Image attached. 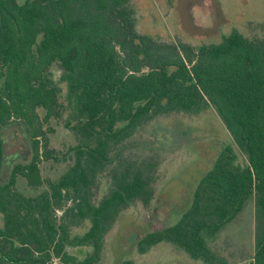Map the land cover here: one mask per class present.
<instances>
[{
    "label": "trees",
    "instance_id": "1",
    "mask_svg": "<svg viewBox=\"0 0 264 264\" xmlns=\"http://www.w3.org/2000/svg\"><path fill=\"white\" fill-rule=\"evenodd\" d=\"M132 2L0 0V264L99 263L118 215L136 199L148 201L150 192L144 173L124 170L95 203L98 172L155 117L211 106L234 145L220 151L180 218L142 241L172 242L206 264H227L216 258L209 241L254 197L251 264H264V37L250 38L234 28L219 43L199 49L159 41L138 31ZM55 63L67 83L66 102L52 78ZM52 118L62 119L76 139L73 162L56 180L44 178L41 170L43 161L60 158L50 145ZM13 122L23 126L32 156L15 163L2 182V129ZM19 176L33 189L47 187L27 195L18 188ZM83 221L89 226L72 236L71 226ZM79 246L92 251L80 256L70 250Z\"/></svg>",
    "mask_w": 264,
    "mask_h": 264
},
{
    "label": "rangeland",
    "instance_id": "2",
    "mask_svg": "<svg viewBox=\"0 0 264 264\" xmlns=\"http://www.w3.org/2000/svg\"><path fill=\"white\" fill-rule=\"evenodd\" d=\"M24 2L25 0H19ZM136 26L140 33L159 41H183L198 49L201 45L219 43L234 28L250 38L264 37V0H133ZM52 78L66 102L67 83L61 80L62 69L55 63ZM44 115V113H42ZM68 113L64 114V119ZM49 125L50 145L59 159L41 163L42 175L56 180L73 162L71 148L76 144L72 131L62 119L52 118ZM5 160L1 181L9 179L15 163L28 161L32 150L20 123L2 129ZM234 145L232 136L214 107L200 113L176 112L157 116L134 134L112 154V162L99 171L92 187V199L98 203L111 191L120 171H141L149 181L150 198L134 200L124 208L106 233L102 255L97 264H206L192 257L178 245L163 241L148 245L142 238L149 232L175 223L190 206L200 179L212 168L220 151ZM239 162L245 155L236 147ZM31 188L19 176L18 188L27 195L46 189ZM61 214V212H60ZM255 198L209 244L216 258L227 264H251L257 232ZM4 218L0 213V226ZM81 223V222H80ZM71 226L72 236L82 234L88 221ZM84 256L90 246L70 247Z\"/></svg>",
    "mask_w": 264,
    "mask_h": 264
},
{
    "label": "built area",
    "instance_id": "3",
    "mask_svg": "<svg viewBox=\"0 0 264 264\" xmlns=\"http://www.w3.org/2000/svg\"><path fill=\"white\" fill-rule=\"evenodd\" d=\"M53 264H62L58 259L54 260Z\"/></svg>",
    "mask_w": 264,
    "mask_h": 264
}]
</instances>
